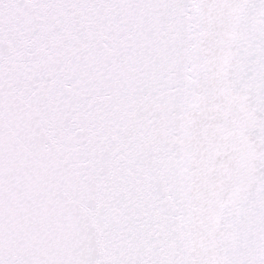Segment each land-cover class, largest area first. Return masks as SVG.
Listing matches in <instances>:
<instances>
[{
	"label": "snow or ice",
	"instance_id": "6c2138e0",
	"mask_svg": "<svg viewBox=\"0 0 264 264\" xmlns=\"http://www.w3.org/2000/svg\"><path fill=\"white\" fill-rule=\"evenodd\" d=\"M0 264H264V0H0Z\"/></svg>",
	"mask_w": 264,
	"mask_h": 264
}]
</instances>
